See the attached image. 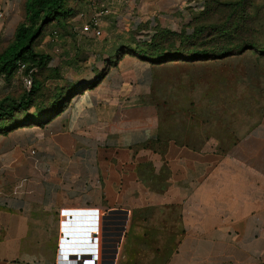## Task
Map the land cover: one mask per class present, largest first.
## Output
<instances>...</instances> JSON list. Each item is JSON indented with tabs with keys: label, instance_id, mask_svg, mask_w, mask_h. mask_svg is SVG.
<instances>
[{
	"label": "crops",
	"instance_id": "0c3cea01",
	"mask_svg": "<svg viewBox=\"0 0 264 264\" xmlns=\"http://www.w3.org/2000/svg\"><path fill=\"white\" fill-rule=\"evenodd\" d=\"M24 1L0 0V51L24 20ZM205 4L69 0L74 12L56 26L77 31L69 19L81 20L82 12L85 19L103 8L107 12L99 28L111 33L108 38L145 30L150 38L160 30L190 32ZM53 32L55 39L58 32ZM78 32L84 34L81 28ZM128 46L135 43L120 42L102 57L107 68L95 85L88 84L101 70L69 81L82 83V90L41 123L27 118L0 125V264H60L62 221L69 210L86 212L83 235L77 236L81 242L72 248L82 257L77 264H93L88 257L95 233L84 223L91 221L92 210L101 229L95 263L103 232L105 246H111L125 221L117 257L130 223L132 238L155 241V255L160 245L148 231L173 234L161 264H264V118L230 142L218 136L164 135L149 100L154 64L134 51L122 54L120 49ZM18 75L23 82L32 78L17 69L0 80ZM5 96L11 95L0 99ZM105 255L107 264L110 255Z\"/></svg>",
	"mask_w": 264,
	"mask_h": 264
},
{
	"label": "rangeland",
	"instance_id": "374dc122",
	"mask_svg": "<svg viewBox=\"0 0 264 264\" xmlns=\"http://www.w3.org/2000/svg\"><path fill=\"white\" fill-rule=\"evenodd\" d=\"M102 9H98L96 13ZM243 9L246 12L244 18L241 14ZM95 14L92 13L84 19L82 12L80 14L82 21L78 20L79 18L73 21L69 19L71 24L77 26V31L50 25L35 41L34 49L51 58L50 65L35 72L34 79L40 85V89L34 95L35 103L48 104L55 91L69 81L91 76L97 70L104 72L107 66L102 64V57L112 54L120 42L136 44L149 40L148 35L151 34H147L146 30L129 34L123 39L108 38L112 36L111 33L102 28V36L98 38L81 35L78 32L80 26ZM221 16L215 12L207 20L206 31L203 34L207 36L206 46L209 51H212L211 47L218 42V38H225V32L235 28L236 23L242 26L244 40L251 42L253 47L242 52L234 49L235 51L227 55L215 53L193 58L184 55L154 64L149 100L157 108L160 131L164 135L218 136L225 142H230L232 137L245 136L255 125L263 121L264 0H243L229 21ZM54 30L58 32L55 39L52 37ZM237 41L238 38H235V42ZM29 90L20 75L11 80H0V98L11 95L18 99ZM87 228L86 239L90 241L88 236L90 232L88 233ZM133 231L135 230L128 223L125 238L119 244L118 257L116 255L114 263L161 264L174 243L173 234L148 231V237L155 238L160 245V253L155 255V241L153 243L152 239L141 237L134 239L131 236ZM101 242V252L98 253L97 263L91 262L93 264H105L107 256L105 254H111L109 252L111 246H105L104 232ZM111 243L112 241L108 244ZM133 246L135 249L131 250ZM67 259L66 262L69 264L74 262L73 259Z\"/></svg>",
	"mask_w": 264,
	"mask_h": 264
},
{
	"label": "trees",
	"instance_id": "16d2710c",
	"mask_svg": "<svg viewBox=\"0 0 264 264\" xmlns=\"http://www.w3.org/2000/svg\"><path fill=\"white\" fill-rule=\"evenodd\" d=\"M69 0H25L24 20L16 27L11 41L0 51V75L11 77L17 70L18 64H25V72L31 73L33 82L28 93L20 98L5 96L0 99V125L6 123L15 124L18 120L29 119L31 121L42 122L57 113L72 95L82 90V83L61 86L52 95L47 103H35L34 95L40 89L39 83L34 79V69L46 68L49 56L37 52L34 49L35 41L42 35L45 27L54 24L59 25L61 20L72 15L74 10L68 6ZM243 0H205L206 4L201 13L193 17L191 31H181L179 33L169 30H160L154 33L147 42H137L135 46L121 48L122 54L125 51H134L153 64L167 59L180 58L187 55L193 58L198 55H214L219 53L227 55L229 52L243 50L253 47L252 43L244 40L242 26L238 23L232 31L225 32V38H218V42L207 48L208 39L205 34L206 23L215 12L224 20L229 21L235 14V9L239 7ZM242 18L246 12H241ZM235 38L238 41L235 42ZM217 41V39H215ZM222 40V41H221ZM235 49V50H234ZM102 72L92 81L89 86L95 85ZM78 85V86H76ZM76 86V87H75ZM78 87V88H77ZM74 89V90H73ZM72 90V91H71ZM39 117L40 120L38 119ZM28 120V121H29Z\"/></svg>",
	"mask_w": 264,
	"mask_h": 264
},
{
	"label": "water",
	"instance_id": "95a60500",
	"mask_svg": "<svg viewBox=\"0 0 264 264\" xmlns=\"http://www.w3.org/2000/svg\"><path fill=\"white\" fill-rule=\"evenodd\" d=\"M67 213V217L63 222H62V229L64 231V235L60 241V245H59V250H58V255H57V261L60 264H67L68 262H66L68 259H73L75 262L73 264H77L80 261V258H82L81 256H79L77 253L78 251H73L72 248L73 247H77V244H79V242H81V240L79 238H77V236H81L82 234V218L83 215L86 213L83 210H69L66 212ZM91 214V222H90V230H95L96 228V210H92L90 212ZM124 226H125V221L120 223V227L118 228V232L115 234L116 237L113 240V243L111 245V250L109 251L111 254L109 256L110 260L108 261V264H112L114 262V259L116 258V254H117V244L118 241H120L121 236L124 232ZM87 235V234H85ZM89 235V234H88ZM94 241V240H93ZM92 241V248L90 250L91 255L90 257V262L95 263L96 260V255H95V244ZM67 257H66V256ZM70 255H74V256H70Z\"/></svg>",
	"mask_w": 264,
	"mask_h": 264
},
{
	"label": "built area",
	"instance_id": "2783aa9c",
	"mask_svg": "<svg viewBox=\"0 0 264 264\" xmlns=\"http://www.w3.org/2000/svg\"><path fill=\"white\" fill-rule=\"evenodd\" d=\"M107 12L106 9H102L100 11H98L94 16H92L88 21H86L85 23L82 24L81 26V31L84 34H89L93 37H99L101 35V30L99 28L100 25V17L101 15L105 14ZM82 14V13H81ZM3 18V12L0 10V19ZM56 32H53V34H55ZM18 70H24L25 69V64L23 63H19ZM24 83L26 85L27 88H30L32 85V78L31 76H26L24 78ZM64 221V220H63ZM62 221V222H63ZM101 229H99V221H98V216L96 214V228L95 230H93V232L95 233L94 237H91L94 241V244L96 246V242H97V235L100 233L101 234Z\"/></svg>",
	"mask_w": 264,
	"mask_h": 264
},
{
	"label": "bare ground",
	"instance_id": "6f19581e",
	"mask_svg": "<svg viewBox=\"0 0 264 264\" xmlns=\"http://www.w3.org/2000/svg\"><path fill=\"white\" fill-rule=\"evenodd\" d=\"M91 221H92V220H91ZM91 221H90V220H85V219H84V223H87V222L90 223ZM67 264H69V263H67Z\"/></svg>",
	"mask_w": 264,
	"mask_h": 264
}]
</instances>
